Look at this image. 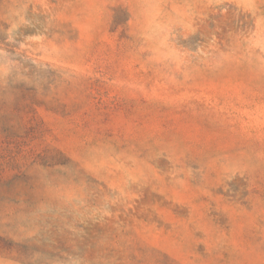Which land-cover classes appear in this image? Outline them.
<instances>
[{
  "label": "rangeland",
  "instance_id": "1",
  "mask_svg": "<svg viewBox=\"0 0 264 264\" xmlns=\"http://www.w3.org/2000/svg\"><path fill=\"white\" fill-rule=\"evenodd\" d=\"M0 264H264V0H0Z\"/></svg>",
  "mask_w": 264,
  "mask_h": 264
}]
</instances>
